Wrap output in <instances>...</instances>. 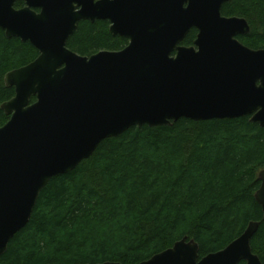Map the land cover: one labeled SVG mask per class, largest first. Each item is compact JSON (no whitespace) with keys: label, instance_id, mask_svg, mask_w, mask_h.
<instances>
[{"label":"water","instance_id":"water-1","mask_svg":"<svg viewBox=\"0 0 264 264\" xmlns=\"http://www.w3.org/2000/svg\"><path fill=\"white\" fill-rule=\"evenodd\" d=\"M17 1L0 0V28L39 55L4 77L15 95L0 105L10 116L0 127V255L29 223L50 180L76 169L105 139L181 118L250 116L264 127V48L238 39L251 26L222 14L231 0H22V8ZM82 20H109L128 45L91 56L69 49ZM192 28L194 45H181ZM259 178L255 197L264 218V170ZM260 224L251 221L203 258L199 243L184 237L140 264H264L251 244Z\"/></svg>","mask_w":264,"mask_h":264},{"label":"trees","instance_id":"trees-1","mask_svg":"<svg viewBox=\"0 0 264 264\" xmlns=\"http://www.w3.org/2000/svg\"><path fill=\"white\" fill-rule=\"evenodd\" d=\"M222 12L246 18L251 32L238 39L264 48V0H231ZM196 34L183 44L193 45ZM128 43L112 35L108 21L83 20L67 46L91 56ZM38 55L30 42L9 39L0 28V105L15 95L5 75ZM9 119L0 107V127ZM262 170L264 127L250 116L134 126L50 180L0 264H140L184 237L199 243L203 258L225 249L251 221L261 223L251 244L264 263L263 210L255 197Z\"/></svg>","mask_w":264,"mask_h":264},{"label":"flooded vegetation","instance_id":"flooded-vegetation-1","mask_svg":"<svg viewBox=\"0 0 264 264\" xmlns=\"http://www.w3.org/2000/svg\"><path fill=\"white\" fill-rule=\"evenodd\" d=\"M22 1V0H21ZM24 2V1H23ZM24 6H25V2H24ZM23 6V7H24ZM20 8H22V7H20ZM37 11H39L38 9H37ZM222 14H223V12H222ZM224 15V14H223ZM224 16H226V15H224ZM228 17H230V16H228ZM83 21V20H82ZM106 21H108L109 23H110V27H111V22L109 21V20H106ZM193 29H196V28H192L191 30H190V32L193 30ZM197 30V34H196V37H195V39H194V42H195V40H196V38H197V35H198V29H196ZM111 32V31H110ZM189 32V33H190ZM189 33L187 34V36L189 35ZM113 35V34H112ZM114 36H120V35H114ZM187 36L185 37V39L187 38ZM122 37V36H121ZM123 38H126V37H123ZM128 41H129V39L128 38H126ZM185 39L181 42V45H183V46H188V45H184L183 43H184V41H185ZM193 45H194V43H193ZM189 46H192V45H189ZM101 51H104V50H101ZM107 51H112V50H107ZM100 52V51H99Z\"/></svg>","mask_w":264,"mask_h":264}]
</instances>
